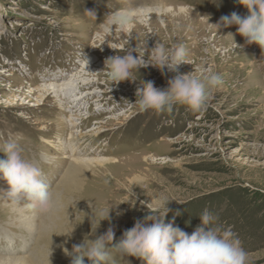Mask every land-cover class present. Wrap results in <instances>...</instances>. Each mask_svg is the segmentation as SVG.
<instances>
[{"label":"rangeland","instance_id":"obj_1","mask_svg":"<svg viewBox=\"0 0 264 264\" xmlns=\"http://www.w3.org/2000/svg\"><path fill=\"white\" fill-rule=\"evenodd\" d=\"M161 1L172 8L166 19L156 17L151 27L136 22L132 32L111 30L96 43L105 34L100 22L124 1L0 0V144L15 139L23 147L24 157L42 169L54 201L42 214L0 197V264H70L64 248L92 235L89 217L98 208L111 209V221L93 219L100 222L97 235L111 223L118 242L162 196L171 200L166 223L174 220L191 234L207 209L216 218L211 226L237 235L250 264H264V53L245 44L236 25L215 26L221 16H244L247 9L238 0ZM157 42L188 49L190 63L179 65L180 73L204 66L222 77L204 110L176 104L171 111H139L134 102L141 80L166 88L176 75L167 68L133 69L137 79L118 85L100 71L106 57L126 54L112 48L136 47L134 55L151 62L145 52ZM83 54L94 62L93 75L72 97L82 105L74 133L84 148L104 150L121 164L76 178L66 175L74 157L60 146L69 133L58 123L68 125L72 116L60 96L46 97L38 84L43 74L63 73L70 61L77 70L87 66ZM8 187L0 179V193ZM113 255L117 264H146Z\"/></svg>","mask_w":264,"mask_h":264},{"label":"clouds","instance_id":"obj_2","mask_svg":"<svg viewBox=\"0 0 264 264\" xmlns=\"http://www.w3.org/2000/svg\"><path fill=\"white\" fill-rule=\"evenodd\" d=\"M238 2L247 9V14L242 16L232 12L221 16L219 23L215 24L217 30L221 24L225 27L236 25V31L244 38L245 44L255 43L264 53V0ZM86 13L95 15L93 11ZM135 18L131 0H126L124 6L105 15L100 28L106 32L124 30L133 24ZM112 49L126 53L108 56L104 60V68L100 71L112 84L134 81L137 77L133 76L132 70L149 66L157 67L161 72L167 68L176 73L163 89L157 88L154 81L141 80L142 87L137 89L134 102L141 112L171 111L176 104L186 105L191 111L199 112L208 106L212 93L223 83L217 72L204 66H194V71L187 74L180 73L179 65L190 63L187 49L182 44L166 48L157 42L155 47L145 52L151 62L134 55L138 53L136 47ZM84 58L88 67L90 58L85 55ZM23 152V147L15 139L0 144V153L3 154L0 157V179L9 186L0 193V197L39 213H48L54 207L50 186L45 182L42 169L26 159ZM170 201L163 196L158 198L147 207L148 214L143 220L138 219L133 227L126 229L118 242L115 241L111 223L106 232L97 235L100 222L105 219L111 221V209L98 208L89 217L92 226L90 237L94 238L84 237L81 243L73 244L71 250L64 248L65 255L71 258L70 264H86V259L90 264H117L113 253L121 258L135 257L146 264H250L249 254L237 235L230 228L211 226L216 218L207 209L200 215L201 225L191 234L174 226V220L166 223L171 211L168 207ZM96 217H99L100 222L94 225L92 220Z\"/></svg>","mask_w":264,"mask_h":264},{"label":"bare ground","instance_id":"obj_3","mask_svg":"<svg viewBox=\"0 0 264 264\" xmlns=\"http://www.w3.org/2000/svg\"><path fill=\"white\" fill-rule=\"evenodd\" d=\"M119 1L126 2V0H119ZM131 4H132L133 12L136 17L133 24L138 22L140 26H147V27H151L152 25H155L156 17H159L162 20V17H164L172 9L171 6L165 5L163 1L161 0H131ZM179 10L186 11V13H188V11L185 10L184 7L180 8ZM198 21H200V19ZM133 24L125 28L123 31L132 32L134 27L138 25V24L136 25H133ZM102 31L105 34L102 35V33H100L99 35L102 37L100 39H95L94 42L101 43V39L107 36L106 35L107 32L108 33L111 32V30L107 32L104 30ZM105 49L108 50L109 47H105ZM77 64L78 63L76 62L70 61V63H68L67 66L66 65L63 66V70H64L63 73L56 74L55 76H52L51 74H43L40 77V82H39L42 84L40 85L38 84V87H40L39 91H41L46 97L52 94L60 96L63 99V102L65 104L63 105H64V108H66V111H65L66 114H71L72 116V118H70L72 119V121H70V124L66 125V121L64 119L59 120L58 123L61 124L62 128L67 129L69 133V138L64 139L63 140L64 142L62 141L60 146L63 145V149H65L66 152H69L71 156L74 157V159L71 161V163L69 164V167L66 170V175L70 177H76V178L82 172H86L90 175H95L99 173L100 169L121 164L118 157L106 155L104 150L84 148L85 145L80 140L82 137H77L74 133V129L77 126V123L75 121L77 120L82 121L81 120L82 118L78 114L82 105H80V103H77V99L75 100V98H72V97H76L77 92L82 87L90 84L89 82L84 81V77L93 75L91 68L92 66H94V62H90L89 64L90 68L89 66L88 67L84 66V67L78 68V70L76 68ZM61 78H64V79H61ZM69 81H72L75 84L73 86L67 87V84H69L68 83ZM46 85H48L49 87ZM51 85L52 86L54 85L55 88L51 89L50 88ZM61 87H64V88H61ZM78 100L81 101L82 98ZM61 135H62V132L57 133V137L61 138ZM80 136L82 135L80 134ZM89 137L93 140L97 136L96 134H91Z\"/></svg>","mask_w":264,"mask_h":264}]
</instances>
